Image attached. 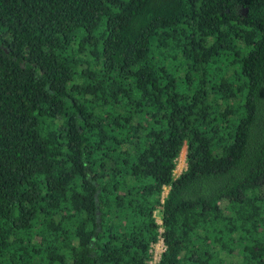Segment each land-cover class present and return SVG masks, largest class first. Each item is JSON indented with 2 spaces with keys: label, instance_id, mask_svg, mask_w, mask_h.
<instances>
[{
  "label": "trees",
  "instance_id": "obj_1",
  "mask_svg": "<svg viewBox=\"0 0 264 264\" xmlns=\"http://www.w3.org/2000/svg\"><path fill=\"white\" fill-rule=\"evenodd\" d=\"M160 227L158 264H264V0H0V264Z\"/></svg>",
  "mask_w": 264,
  "mask_h": 264
},
{
  "label": "built area",
  "instance_id": "obj_2",
  "mask_svg": "<svg viewBox=\"0 0 264 264\" xmlns=\"http://www.w3.org/2000/svg\"><path fill=\"white\" fill-rule=\"evenodd\" d=\"M165 196L163 195L162 198H164ZM162 225V222L161 224ZM159 237H158V241L156 243L151 244V249H150V253L152 255V259L150 260L149 264H158L160 261V256L162 254V252L165 250V245H164V241L162 238V233H163V229H159ZM160 247L159 249L157 247Z\"/></svg>",
  "mask_w": 264,
  "mask_h": 264
},
{
  "label": "rangeland",
  "instance_id": "obj_3",
  "mask_svg": "<svg viewBox=\"0 0 264 264\" xmlns=\"http://www.w3.org/2000/svg\"><path fill=\"white\" fill-rule=\"evenodd\" d=\"M183 149H185V150H182V151H184L183 154H184V156H185V157H184V162L181 163V162H182V159H183V154H182V159H180V156H179V158L177 159V167H176V170H175V176L180 175V174L185 170V168H186V162H185V158H186V148L184 147ZM179 164H181V167L183 168L182 171H181V169H180V167H179ZM167 193H168V188H165V189H164V193H163V195L166 196ZM156 220H157V224H158L159 226H161V225H160V224H161L160 216H158L157 213H156ZM160 229H163V228L160 227ZM157 248L159 249L160 247L158 246Z\"/></svg>",
  "mask_w": 264,
  "mask_h": 264
},
{
  "label": "bare ground",
  "instance_id": "obj_4",
  "mask_svg": "<svg viewBox=\"0 0 264 264\" xmlns=\"http://www.w3.org/2000/svg\"><path fill=\"white\" fill-rule=\"evenodd\" d=\"M184 157H185V156H184V154H183V159H182V162H181V163H183V162H184Z\"/></svg>",
  "mask_w": 264,
  "mask_h": 264
},
{
  "label": "crops",
  "instance_id": "obj_5",
  "mask_svg": "<svg viewBox=\"0 0 264 264\" xmlns=\"http://www.w3.org/2000/svg\"><path fill=\"white\" fill-rule=\"evenodd\" d=\"M179 167H180V169H181V171H182L183 168L181 167V164H179ZM185 169H186V168H185Z\"/></svg>",
  "mask_w": 264,
  "mask_h": 264
}]
</instances>
